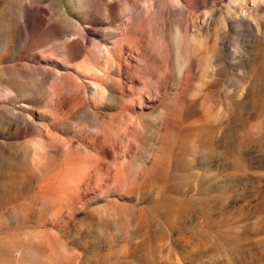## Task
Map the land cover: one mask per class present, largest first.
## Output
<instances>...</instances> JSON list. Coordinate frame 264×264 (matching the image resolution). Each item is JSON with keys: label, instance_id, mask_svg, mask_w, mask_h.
<instances>
[{"label": "rangeland", "instance_id": "obj_1", "mask_svg": "<svg viewBox=\"0 0 264 264\" xmlns=\"http://www.w3.org/2000/svg\"><path fill=\"white\" fill-rule=\"evenodd\" d=\"M9 1L0 264H264V4L95 0L76 29L61 14L76 0H30L58 27L42 34ZM181 26L204 34L207 64L184 54L181 68ZM76 30L89 41L69 54ZM94 41L116 50L122 78ZM93 71L107 73L97 103Z\"/></svg>", "mask_w": 264, "mask_h": 264}, {"label": "bare ground", "instance_id": "obj_2", "mask_svg": "<svg viewBox=\"0 0 264 264\" xmlns=\"http://www.w3.org/2000/svg\"><path fill=\"white\" fill-rule=\"evenodd\" d=\"M11 1L7 2V4L13 3ZM245 1L246 0H237L236 2L240 6L241 5L245 6V5H243ZM252 2H253V4H255V6L252 5L253 7H256L257 5L262 6L264 4V0H252ZM69 8L73 11V14L67 10ZM69 8L66 7L65 10L61 11V14L66 20L67 19L71 20L70 16H73L74 18H76L77 19L76 22L74 21L75 19L73 17L72 18L74 20H72V21L67 20V21H69V24L72 26H75L77 29L78 23H79L77 21L80 18L92 20V18L95 17V11L97 10V2L95 0H76V5L75 4L69 5ZM230 8H232V7L228 4L225 8L226 12H227L226 14L231 15L230 11H229ZM44 12L45 11L42 8L33 7L30 0H24L23 1V7L21 9V20H22L21 24L23 25L24 29L23 30L21 29V30L24 31L27 29L29 30L30 28L31 29L32 28H34V29L35 28L36 29L41 28L42 34H46V31L50 34L53 33L56 30V28H58V27L55 24L51 25V23H47L46 19H44L42 16V13H44ZM127 21H129V20H127ZM222 23H224V22L221 21L220 25H222ZM47 25L49 27H47V29H46ZM91 25H96V24H94V22H92ZM77 31H80V30H76V32ZM179 31L180 32L177 33L178 39H177V43L175 44V51H176L177 55L179 56L181 68H183V66L187 62V59H186V57H184V54H185V56H187L190 59L193 58V56H197V57L199 56L200 58H198L199 60L197 62L199 64L200 63L202 64V62L206 63V61L209 60L210 56H209V51L205 48V44L203 43L204 34H201V36H199V37L197 35L195 36V34L190 36V37H187V31H185L183 26L180 27ZM76 32H75L74 36H75V38H76V36H78L80 38V40H79V38H78V40H77V38L73 39L71 41V43L66 47L67 52L69 54H74L76 52V50H77L78 46L81 44L82 40H84L86 42L89 41L88 36L90 34V30L85 31L84 33L83 32H77L76 33ZM109 33L114 34V31L113 32L110 31ZM121 33H123L124 36H127V27L125 28V26H124ZM182 37H185V39H186L184 44H181V42H179ZM94 44L100 50L102 57L106 60V64L109 68H110V66L113 67L112 63H115V66H116L115 73L119 79L122 78L124 75L123 74L124 71L120 68L119 65H117L118 62L114 61V56H115L116 50L111 52L110 50L104 49L103 47H100L101 45L97 41H94ZM114 44H115L114 45L115 47L119 46L118 41H116ZM159 45L161 47V44H159ZM159 45H157L158 48H160ZM162 58H163V55H162ZM106 76H107V73L105 71L101 72V73L93 71V73L91 75V77H93L94 79L99 81V82H97V81L91 80V84H89L91 86V97H92L91 100L94 103H97L100 99L108 98L105 87L101 84V81L106 79ZM8 110H9V108H8ZM11 111H12V109H11ZM18 112H19V114H17V113L16 114L13 113V114L17 118H21L20 117V111H18ZM26 119H28V117ZM23 120H25V119H23ZM21 121H22V119H21ZM22 123H23V121H22ZM50 241H51V245L53 247V255L58 259L66 258L62 255V253L59 249V244L54 240H50Z\"/></svg>", "mask_w": 264, "mask_h": 264}]
</instances>
